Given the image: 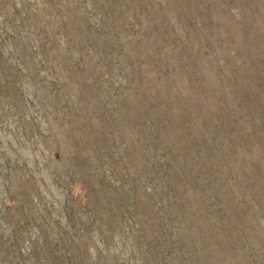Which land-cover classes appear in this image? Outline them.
Wrapping results in <instances>:
<instances>
[{
	"label": "rangeland",
	"instance_id": "rangeland-1",
	"mask_svg": "<svg viewBox=\"0 0 264 264\" xmlns=\"http://www.w3.org/2000/svg\"><path fill=\"white\" fill-rule=\"evenodd\" d=\"M0 264H264V0H0Z\"/></svg>",
	"mask_w": 264,
	"mask_h": 264
},
{
	"label": "trees",
	"instance_id": "trees-1",
	"mask_svg": "<svg viewBox=\"0 0 264 264\" xmlns=\"http://www.w3.org/2000/svg\"><path fill=\"white\" fill-rule=\"evenodd\" d=\"M206 98V97H205ZM215 123L217 124L216 120H215Z\"/></svg>",
	"mask_w": 264,
	"mask_h": 264
}]
</instances>
